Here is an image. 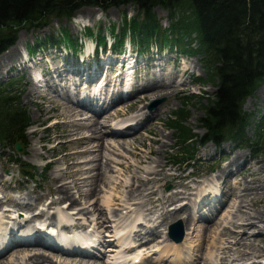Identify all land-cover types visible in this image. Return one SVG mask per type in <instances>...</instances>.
Wrapping results in <instances>:
<instances>
[{"label":"rangeland","instance_id":"374dc122","mask_svg":"<svg viewBox=\"0 0 264 264\" xmlns=\"http://www.w3.org/2000/svg\"><path fill=\"white\" fill-rule=\"evenodd\" d=\"M123 13L131 17L134 16L137 12L136 9L132 6H126V7L123 6L118 9L109 8L105 12L95 7H83L75 12L74 18L71 21L62 20L60 22L57 19H53L51 23L48 25V27L45 29L39 31L23 29L18 32L17 39L18 40L20 39V34H21L23 38L22 45L25 46V47L24 46L21 47L22 48L21 51L23 54H25L26 51L29 52V47L31 45L36 46L37 41L44 40L52 36L53 37L62 36L61 35L62 30L66 29L72 37L77 38L79 40L78 44L79 46L82 45L81 48H83V50H81L80 53L81 54L85 53V55H81L85 57V60L83 61L82 64L80 62V58L78 60L76 59L72 60L71 57L69 56L70 49L66 48V46H62L61 49L58 50L59 52L56 50L54 51L49 50V52H47L46 54L45 51H43L46 48H42L43 47L42 44L39 45L36 52L37 54L36 55L34 54L35 56L33 57L34 63L33 62L30 63V66L27 67L28 68L32 67L29 70V72H31V76L35 72H38V70H35L34 68L40 69L42 71L44 70L43 73L44 75L47 74V80L50 88L44 90V87L35 84L37 89L39 90V94L34 95L29 99L27 98V92L30 90L29 85L31 83V80L29 79L28 71H22V68L24 67L22 66L23 64H19V62L18 64L13 63L12 69L9 70L10 69L9 68L6 73L2 69H0V83L2 85H8L10 83L13 84V88H14L13 90H15L14 95H20L19 96L20 105L22 106V108L26 109L31 121V127H29L28 130L26 131L28 144H27V148L23 151V153L21 154L13 153V151H11V149L9 148L3 149L2 147H0V170L2 171L1 172L2 176L0 177V199L1 201H4L3 203L1 202L0 216L1 215L7 217L16 216L14 215L13 208H11V205L5 203L6 199L12 198V200L14 199L13 201L18 202L19 204H25V205L36 204V207L43 205L40 206L39 208H43L44 205H47L52 200H58L57 195L50 194L52 186L54 183L56 184V182H59V184L68 183L67 186L71 194L77 199L79 198V194L77 193V189H75L76 187L74 185L73 180H77L81 177L80 170L82 168L73 165V163L79 162L84 158L82 156H79V158L76 159L75 161V159L71 157L72 153L78 151L79 148L82 146L70 144L69 138L65 137V135L67 134L66 132L70 129L68 127L70 123L67 122L69 121V119L68 116L65 115L66 114L65 110L68 107V105H71L73 103V100H75V98L78 97V91L82 90V87L81 86L75 87V90H73L74 94H71L70 88L73 89V86L70 85L71 76L69 74H67L66 72H61L62 78L60 79V82L56 80L57 85H51L52 80L50 79V77H52V69L55 65H58L59 70L64 69L63 66L64 64H67L66 67L68 68L71 67L83 68L89 66L92 67V65L87 66V63L89 62L93 63V61H88L90 60V58L86 57V53H88L89 50L90 51L92 50L91 49L93 47L92 45L95 46L96 42L94 38H90L86 36L85 30L91 29L93 30L95 35L102 34V36H105L106 41H109L111 44H113L114 42L113 37L108 39V37H110L109 36L110 29L115 28L114 33L116 34L119 33L123 24L122 22ZM155 13L157 18L160 20L162 27H167L168 26L166 21L167 13L159 8L155 9ZM76 16L78 19L75 18ZM126 38L124 44L122 45L123 47H121L120 52L127 53L128 45L132 47L133 52H136L129 37ZM83 45L86 46L83 47ZM165 52H168L171 55H167ZM156 53H157L156 50L152 49L149 55H145L143 58L141 56H137L138 59L140 60L138 61L139 63L137 64V66L139 67L137 71L138 82L133 85V88L138 86L137 90H140V88L143 86H147L152 83L160 84L163 81L169 83L172 79H174L177 85H181V82L186 81L185 85H182L185 87H183L182 90H178L175 94H173L175 96L159 95L160 97H158V96L146 95L144 101L142 103H139L140 107H146L144 110V112L147 113L146 117L150 116V113L156 112L160 109L162 110L163 113L158 114L159 116L156 118V120L153 121L148 126L149 128L148 132L147 130L144 129L139 130L137 133H135V134L140 133L138 136H136L137 138L135 140L127 139L129 140L131 147L129 146L126 147L128 150H132L134 153H136L137 154L136 157L128 156L129 159L127 158V160L123 161L117 158L116 156L111 155L110 151L108 152L106 150H103L102 153L103 156L113 159L116 163L115 162L110 163V165L113 168L110 167V169L108 170L107 177L109 179H107L105 184L101 185L102 192H99L95 197H93L91 199V203L97 201L98 206L102 207V205L104 204L103 201L106 196L117 195L119 197L118 202L119 203L121 202L122 204V202L126 201L127 199V196L129 194V190L127 186L133 181V178L139 176L148 177L146 172L151 170L154 172H159L160 174L158 177H156L157 180L154 179L153 181H150L151 183H147V188L149 189L151 188L150 190H154L155 192L154 195L151 197V200L155 201L158 198H160V201H163L165 196H168L169 194L176 191L175 183H178L179 181L178 179L170 180L167 177L163 178V174L166 176H168L170 173L177 175L178 174L190 175L191 176L190 179H193L194 182H199V181L207 182L210 179L209 176L212 174L214 176L218 168L223 166L222 158L227 156V154H231L232 152H235L237 150L236 152L239 154H243V155L247 154V157L244 158L241 163L244 162L246 163V165H248L251 178H258L257 182L255 183V185H253V187L257 188L259 191L258 190L257 192L251 191V193H257L258 194L257 196L262 200V203H259L255 207H251L249 199L246 198L244 199L245 201L244 205H246L249 208L248 211L251 213L255 211H261L264 213V196H263L264 194L262 195L261 192L262 189L264 188V147L255 150L257 151V153H255V151L250 148L251 146H248L250 144V141H255L256 139L255 136H256L257 126L261 124L262 128L260 131L264 129V121L262 122V120H264V83L255 92L253 97L249 98L244 104V111L247 114H250L247 130H246L247 143L243 144L245 145L244 149H240L238 145L234 144V142L225 143L221 147L222 149L220 151L211 148L213 147L212 145L210 146L206 145L205 147L199 149L197 153V161L192 165L191 168H186V166L184 165L183 166L173 165L170 155L174 153L172 149L174 147V135L173 132L171 130H168L166 127L168 119L171 117L172 112L182 107V96L184 95L190 96L193 98V100H191L190 103H188V105L186 106V109L188 111V119L186 122V126L191 128L196 135L204 134L205 132L204 128H201L200 126L201 125L200 118H202L203 116L201 106L206 103L205 98L203 96H205V94H212L215 88L211 86L200 89L198 85L194 84L195 83L194 79L196 77H200L202 79L205 78L204 72L199 62L200 57L194 58L189 56L185 57L184 55L180 56L175 52H169L167 49H165L161 55H158ZM4 54L5 52L0 56H3ZM110 56H114V54H111V52L107 50L106 55H101L99 60L101 61V59L103 58H106L107 60L108 57ZM142 59H144L145 62H142ZM75 63H80V64L75 65ZM159 63L161 65L166 63L167 65L165 66V68L164 66L158 68ZM148 64H150L151 66L149 70H146L144 65H148ZM152 65H157V67L153 68ZM184 68H187L188 71L185 75H181V71ZM165 70L167 71L166 73H164ZM161 73L162 75H160ZM152 80H156V82H152ZM34 83L36 82L34 81ZM116 89L117 86L113 87L112 84L108 85L105 91L106 95H104L105 94L104 92V94L101 95V98L104 99L105 96L111 94L112 90H116ZM146 92L148 91L139 92L138 95L141 97V94L144 93L149 94ZM68 93L71 96H68ZM162 99H164L163 103L154 106L152 110L148 109L149 106H152L155 102ZM70 101H72V103H70ZM104 104L101 105L100 107L102 108ZM120 104L121 102L115 104L110 108H107L105 110V113L102 112L100 115L97 116L98 117L97 120L100 123H103L105 122L104 116L107 113L109 114H117V112L119 113L114 120L106 123L107 125L106 131H110V129L114 128V125L121 120L129 121L132 120L134 117H139L142 115L141 113H137L135 111V108H132L130 104L124 106H121ZM120 110L124 111L122 115L120 114ZM89 112L90 111L85 112L86 113L85 117H90L89 115L91 113ZM131 136L132 134L127 136V138H130ZM156 140L158 142H156ZM94 144L96 145V143L92 142V144L90 145L94 146ZM214 150H215V154L213 155ZM79 151H82V149H80ZM11 158L12 159L20 158L21 164L23 163L25 165L27 164L35 167L37 172L36 179L34 181L24 179L21 175L18 162L17 163L12 162ZM199 158L200 161L198 160ZM219 159H221L222 162H220ZM103 160L105 159L103 158ZM117 162H123V166H118ZM127 164H129L130 167L127 171H125V166ZM234 167H232V171L233 173H236L234 171L235 170ZM45 169L47 170L45 171ZM253 171H257V172H253ZM242 173L243 172L241 171L237 175L235 174L234 178L232 177V182L236 180V181H240L241 184ZM204 179L206 180L204 181ZM230 183H231V176H229L225 180V183L221 187V192L223 193L222 198H221V194L219 193L218 196L219 198L218 200H216V201L220 200L221 203L220 205L218 204V202H215V199L212 197L214 200H211L210 198L207 201V203L204 204L202 207L201 205L197 207L196 204L197 198L195 199V197L192 196L190 199L189 198L183 199L182 202L176 203V205H173L169 209V211L173 213L174 211H176L175 210L176 208H178L179 206L185 203L193 208L194 222L190 226L192 230L190 232V235L188 236H187L186 228L184 227L185 215L182 218L176 217V219L174 220L167 219L168 216L165 215V213L160 209H157L155 215H150L149 212L146 211V209L151 207V205L148 203L147 198H144L141 195L134 196L132 198L133 200L131 201H126L131 205L130 208L125 209L121 213V216L125 217V219H121L119 216L113 218L112 215L110 214L112 208L111 210H107V216L109 218H112V221L110 222V224L112 225L111 228L97 229L96 227L94 228L92 224L91 227H88L89 228L88 233L92 231L96 239L102 238L106 241V243L105 242L101 243L100 241L101 243L100 245L102 247L99 246L100 248L99 247L98 248L100 250L99 251L100 253L99 252L96 253L98 255L103 254L102 258L100 259L104 262V264H129L128 262L133 257V255L129 254L130 252L126 250L127 247H130L131 246L130 244L136 245L135 243H137L138 240L142 238V236H145V234L155 226H159V228L155 231L156 236L152 238L151 241L147 244L148 248L143 247L138 250V253L147 254L144 263L142 261L139 264H192L198 258L200 260L199 264H223L222 257L224 256L222 253L224 252V248L227 247L226 246L227 243L225 241H222L224 239L219 240L218 238L219 233L222 231L224 227L228 229H234L232 222L234 221L238 222L237 221L238 219L236 218L232 219L233 217L232 214H230V211H233L234 209L231 210L229 206H231L233 202H236V204H238V202L240 201V197L242 196V193L236 190L235 188L234 190L233 186L230 185ZM59 184H56V186H59ZM195 184L196 183L192 184L194 188L196 187ZM241 187H243V185H241L240 188ZM86 189L87 187H84L82 190H86ZM30 192H32V194L29 195ZM27 196H30L31 198L27 199L29 198ZM37 197H41V199L37 200ZM136 204H142L143 208L138 209ZM68 206H69V201L66 200L60 202L57 208L60 211H63L62 214H64V216L69 215V217H71L72 215L71 213L77 214L80 211V209L83 208L82 203L81 204L79 203V205L75 207L76 210H68L67 209ZM35 208L33 210H35ZM40 211L41 209L39 210V212ZM32 212L33 211H29L26 213V211H19L18 217L20 215V218H18V220L22 219V221L18 223H21L22 226L24 224V219L29 217L30 214H32ZM50 212L51 213L56 212V209L53 207L50 209ZM76 214L72 215V217L74 216V218H76L77 221L82 223L84 221L83 219L84 216H77ZM148 214L152 217V221H151L152 223L151 222L147 223L146 220L144 219ZM88 215L89 216H87V218L89 221L97 218V215L95 216H92V214H88ZM164 217L165 218L167 217L166 219L169 220L168 223H162ZM4 222H8V219H5ZM35 222L36 223L34 225L36 226L40 222H47V221L43 220V221H35ZM88 222L87 224H89ZM177 222H180L182 224L184 239L181 243L174 244L173 242L171 243L170 238L167 237L168 236L167 228L170 224H175ZM216 222L222 223V227L210 234L208 238V242L205 243L203 247L204 249L201 250L202 255L199 256L197 252V246L200 244V241L197 236L200 235V231L202 227H204L205 225H212ZM18 223L14 225L11 224V226L17 227ZM139 225H142V227ZM115 227L116 229H114ZM133 227L134 228L138 227L140 229L141 235L139 239L133 237V233H132V230L134 229ZM194 227L196 229L195 231L193 230ZM28 229L29 228L26 227L21 228V232L28 231ZM56 230L58 229L56 228ZM116 230H123V231L121 234H119ZM235 232L242 233L239 230H235ZM247 235L249 236V240L254 243L256 249L264 253V243H258L257 241H255L264 234L262 232H259L257 229L251 228L249 231H247ZM120 239H123L122 242L127 244L122 246L121 243H118L119 241H121ZM224 242L226 243V245ZM21 247L22 246H18L15 247L14 249ZM133 248L137 249V246H134ZM41 251L44 252L45 255L47 256L49 255L50 257L51 256L53 257L55 255L56 256L54 258L55 260H57L58 257L70 258L67 257L69 255L51 252L43 248L41 249ZM124 252L126 253L124 254L125 257H123ZM176 257H178L180 263H175L172 261ZM82 258H88V257L82 256ZM2 259L3 258H0V260ZM234 259L236 258L232 255V257L229 258V261H233ZM254 260H256V262L261 261L259 259L258 261L257 259ZM235 262H237V264H246L243 261L242 262L235 261Z\"/></svg>","mask_w":264,"mask_h":264},{"label":"trees","instance_id":"16d2710c","mask_svg":"<svg viewBox=\"0 0 264 264\" xmlns=\"http://www.w3.org/2000/svg\"><path fill=\"white\" fill-rule=\"evenodd\" d=\"M123 6H132L137 13L131 17L122 14L119 33L110 29L113 52L120 51L129 37L140 55L152 49L159 52L167 49L179 55L200 57L205 78L196 77L194 82L200 89L215 88L212 94L203 96L206 103L201 106L200 126L204 134L196 135L186 126V106L193 100L190 96H182V107L168 119L166 127L174 135L172 164L190 167L198 147L208 143L220 146L231 141L245 148L250 114L244 111V104L264 83V0H0V55L17 44L20 30L39 31L53 19L71 21L83 7L105 12ZM156 8L167 13V27H162ZM85 34L95 39L96 46L102 49L108 46L102 34L95 35L91 29H86ZM61 35L37 41L36 46L29 47V53L35 54L42 44V48L56 50L66 46L77 57L83 50L79 40L66 29ZM13 89L11 83H0V147L17 153L15 145L19 144L23 153L31 121L20 105V95H14ZM261 128L259 124L255 141L248 145L254 151L264 147ZM11 161L18 162L24 179H36L35 167L21 164L20 158Z\"/></svg>","mask_w":264,"mask_h":264},{"label":"bare ground","instance_id":"6f19581e","mask_svg":"<svg viewBox=\"0 0 264 264\" xmlns=\"http://www.w3.org/2000/svg\"><path fill=\"white\" fill-rule=\"evenodd\" d=\"M76 18H77V16H76ZM22 39L23 38L20 34V39L17 41V44L15 46H13L10 50L5 52V54L3 56H0V69H2L5 73L8 71L9 68H10L9 70L12 69L13 63L18 64V62H19V64H22L23 57L25 56L21 51L22 50L21 47L24 46V45H22ZM92 46H93L91 48L92 50L91 51L89 50L88 53H86V57H91V56L95 57L96 56V54L92 55L95 51V46L94 45H92ZM78 54L80 55V57H77V58L71 57V59L77 60L80 58L81 60L84 61L85 57L81 56V55H85V53H83V54L78 53ZM115 60H116L115 58L110 57L105 61L103 60L104 61L103 63H105V65L109 66L112 63V61H115ZM135 61H136L135 66L137 67V64L139 63L138 61H140V60L138 58H135ZM23 63H25V61ZM160 63L158 64V68L163 67V66L165 68V66L167 65L166 63H164L163 65H161ZM66 65L67 64L63 65L64 66L63 70H59L58 65H55L53 67L52 77H50V79L52 80L51 85H57L56 80L60 82V79L62 78L61 72H66L67 74L73 75V77H74V76H76V75H74L75 73H82L83 75H91L92 73H97L99 70L97 67L94 69L92 67H83V68L82 67H79V68H77V67L72 68L71 67V68H68V67H66ZM72 65H74V64H72ZM23 66L24 67L22 68V71H28L29 79L31 80V83L29 85L30 90L27 92V98L28 99L34 95L39 94V90L37 89L35 84H38L39 86L44 87V90H46L47 88H50V86L48 84L47 76L45 77V79H43V76L40 77L38 74L39 70L36 68H34V69L38 70V72H35L36 74L34 73L31 76V72H29V70L32 67L28 68L25 65H23ZM187 71H188L187 68L182 69L181 75H185L187 73ZM166 72L167 71L165 70L164 73H166ZM162 73L160 75H162ZM53 76H55V78H53ZM92 77H94V76H92ZM109 77H110V74L108 73V70H107L105 82L107 81V79ZM113 77H112V79H113ZM33 78L35 79L34 81L36 83H34ZM53 79H54V81H53ZM152 82H156V80H152ZM185 83H186V81H183V82H181V85H177L176 82L174 81V79H172L169 83H166L164 81L160 84L152 83L150 85L141 87L140 90L134 91L131 95H129L126 98H120L119 97V99L117 101L112 103L107 108H110V107L114 106L115 104L121 102V104H120L121 106L130 104V106L132 108H135V111L137 113H141L142 115L139 116L141 118L134 117L132 120H129L125 123H122V122L117 123L114 125V127L116 129H114V130L110 129V131H106V127H107L106 123L114 120L116 118V116L119 114L118 112H117V114L107 113L104 116L105 122L100 123L97 120V118H98L97 116L100 115L102 112L105 113V110L107 108L104 109V111H102L100 113H93L91 110H89V109H92L91 107H93V105L91 103H88V102L84 103L83 102L84 104H81V103H72V101H70V103H72V104L68 105V107L65 110V113H66L65 115H67L68 119H69V121H67V122L70 123V125H68V127L70 129L66 132L67 134L65 135V137L69 138L70 144L82 146L79 148V150L82 149V151H79V150L75 151L74 153H72L71 157H73L75 159V161H76V159L79 158V156H82L84 158L79 162L73 163V165H76L79 168H82L80 170L81 171L80 172L81 177L77 180H73L74 185L76 187L75 189H77V193L79 194V198L77 199L76 197H74L71 194V192L69 191L68 186H67L68 183L67 184L66 183H62V184L60 183L59 184V182H56V184H59V186H56V184L54 183L55 185L53 184L50 194L51 195H57L58 200L50 201L47 205H44V207L41 208L40 212L38 211V212L34 213L33 215H31L29 218L24 219V227L32 226L29 228L30 229L29 232L30 233L32 232L36 237H38L37 240L33 241L31 244L26 243L25 245H23V244L19 243V241H17V240L18 239L19 240L28 239L27 238L28 234H22V232L21 233L16 232V234L12 235V239L16 237L15 243H19V244L12 245V246L8 247L4 252L0 253V258H3L2 260H0V264H104V262L100 259V258H102L103 254H99V255L89 254L88 256H86V255H81L78 253H72L71 254V253H64L63 252V254L69 255L67 257H70V258H65V257L59 258L58 257V259H57L58 261L54 259L56 257L55 255L53 257L52 256L50 257L49 255L48 256L45 255L44 252L41 251V249L44 246H46L48 249L54 251L55 253L58 252V251H55V247L51 246V245L56 246L58 243V240H57V237H55L54 243H53L51 240L48 239V237H50V234L46 233L45 232L46 230H42L41 228H46L47 230H48V228H51V229H53L52 233L54 234V232H56L54 225H56V219H59L61 222L63 221V223H61V222L59 223L60 229L64 230L67 233H70V231H73V229H76V228L84 229L88 225L91 226V224L94 226V228L96 227L97 229H101V228L109 229L112 227V225L110 224V222L112 221V218H109L107 216V210H111V208H112V210L110 211V214L112 215L113 218L119 216L121 219H125V217L121 216V213L125 209L130 208V205H131V204L127 203L126 201H131V200H133L132 198L134 196H139V195L143 196L144 198H147L148 203L151 205V207L146 209V211H148L150 215H155V213L157 212V209L162 210L165 213V215L168 216V218L166 217L167 219H173L174 220V219H176V217L182 218L185 215L184 227L186 228V232H187V236H188V235H190V232L192 230L190 228V226L194 222L193 208L190 205L185 203V204L179 206L178 208H176L175 209L176 211H174L173 213H171L169 211V209L173 205H176V203L182 202L183 199H188V198L190 199L192 196L195 197V199L196 198L198 199L197 202L202 207L204 204L207 203L208 199L210 198V196L208 194L209 191L212 192V195H211L212 197H213V195H218V191L221 189V187L225 183V180L229 176H231L230 185L233 186V189L235 188L236 190L240 191L242 193V196L240 197V201L238 202V204H236V202H233V204L231 206H229L231 208V210L234 209L233 210L234 212L230 211V214H232V217H233L232 219H235V218L238 219L237 220L238 222H236V221L232 222L234 229H228V228L224 227L222 229V231L219 233V237H218L219 240L224 239L222 241H225L227 243V245H226V243L224 242L227 247L224 248V252L222 253L224 256V257H222L223 264H237V262H235V261H240V262L243 261L246 264H264L263 262H256V260H254V259L258 260V259L264 258V253L260 252L258 249H256V247L254 246V243L249 240V236L247 235V231H249L251 228L257 229L259 232H262L264 234V213L261 211H255V212L251 213L248 211L249 208L246 205H244V203H245L244 199H246V198L249 199L251 207H255L259 203H262V200L257 196L258 195L257 193H251V191L257 192V190H258L257 188L253 187V185H255V183L257 182L258 178H251L248 165H246V163H244V162L241 163L242 160L247 157V154L246 155L239 154L236 152L237 150L235 152H232L231 154H227L228 157L225 156L222 158L223 160H225V161L228 160V161H226L223 164V166L219 167L216 174H214V176L211 177L212 179H209L207 182H201V181L194 182L193 179H190V177H191L190 175H180V174L177 175V174L170 173L168 176H166L163 174V178L167 177L170 180H173V179L179 180L178 183H175L176 191L169 194L168 196H165L163 201H160V198H158L155 201L151 200V197L154 195L155 192H154V190H150L151 188L150 189L147 188V183H151L150 181H153L154 179L157 180L156 177H158L160 175L159 172H154L151 170V171L146 172L148 177H140L139 176V177L133 178V181L127 186L128 190H129V194L127 196V199H126V201H123L122 204H121V202L120 203L118 202L119 197L117 195L106 196L104 201H103L104 204L102 205V207L98 206L97 201L94 203H91V199L93 197H95L99 192H102L101 185L105 184L107 179H109L107 177V173H108V170L110 169V167H112L110 165V163L115 162L113 159L103 156V154H102L103 150H106L108 152L110 151L111 155H114L123 161L127 160L128 156H135L136 157L137 154L134 153L132 150H128L126 147V146L131 147L129 140L130 139L135 140L137 138L136 136H138L140 134V133H138V134H135V133H137L139 130L144 129V130H147V132H148L149 131L148 126L153 121L156 120V118L159 116L158 114L163 113L162 110L160 109L156 112L150 113L151 117L150 116L146 117L147 113L144 112L146 107H140L139 103H142L144 101V98L146 97V95L147 96H158V97H160L159 95H166V96L173 95L178 90H182V88L185 87L182 85H185ZM79 85L80 84H78L77 86H79ZM144 91H148L146 93H149V94L144 93L145 95L141 94V97H140L138 95L139 92H144ZM84 96L86 99L87 96L86 95H84ZM89 96L91 97L93 95H89ZM173 96H175V95H173ZM117 107H120V106H117ZM58 108H60V107H58ZM61 109H63V108H61ZM86 111H90L89 112V113H91L89 115L90 117H85ZM123 113H124V111L120 110V114L122 115ZM126 124L129 127L126 129V131H123ZM107 129H109V128H107ZM151 131H153V130H151ZM130 134H132V136L130 138H127V136H129ZM127 139H129V140H127ZM92 142L96 143V145L94 144V146H91L90 144H92ZM156 142H158V141L156 140ZM161 142H162V140H161ZM151 154H152V152H151ZM103 158L105 160H103ZM117 164H118V166H123V162H117ZM234 166H236V168L234 170L236 173H233V171H232V167H234ZM129 167H130V165L127 164L125 166V171H127L129 169ZM75 168H77V167H75ZM67 169H68V167H67ZM241 171L243 172L242 178H241L242 183L240 184V181H236V180L232 182V177L234 178V175L235 174L237 175ZM1 172L2 171L0 170V177L2 176ZM253 172H257V171H253ZM193 183H196L195 188L192 186ZM241 185H243V187L240 188ZM84 187H87V189L82 190ZM71 188H72V186H71ZM261 192L263 195L264 194V188L262 189ZM30 194H32V192H30L29 195ZM252 194H254V195H252ZM232 195H234V194H232ZM222 196H223V193H221V198H222ZM27 197H29L27 199L31 198L30 196H27ZM40 199H41V197H37V200H40ZM13 200H12V198L6 199L5 203H8L11 205V208H13V212L16 213L15 214L16 216L15 217L14 216L7 217L4 215H1L0 216V230H5L8 225H11V224L14 225V224L22 221V219L18 220V218H20V215L18 217L19 211H32L36 207V204L35 205L19 204L18 202H15ZM66 200L69 201L68 210H76L75 207H77L79 205V203L80 204L82 203L83 208H81L77 214L72 213L74 215L76 214L77 216H84V218H83L84 221L82 223L77 221V220L73 221V218L71 215L70 218L73 221L72 224H65V223H69V220L65 219L66 216H64V214H62L63 211H60L57 207H58V204L60 202H63ZM1 202L3 203L4 201H1V199H0V206H1ZM136 205H137L138 209L143 208L142 204H136ZM40 206H43V205H40ZM53 207L56 209V212L51 213L50 209ZM88 214H92V216L97 215V218L89 221L87 218V216H89ZM149 214L146 216V218H144L147 223L152 221V217ZM126 217H128V216H126ZM166 218L164 217L162 223H168L169 220H167ZM5 219H8V222L5 223L4 222ZM43 220L47 221V222H40L39 224H42V225H40L39 228H36L34 225L36 223L35 221H43ZM87 222L89 224H87ZM259 224H260V226H259ZM3 225H6V226L4 228H2ZM52 225H53V227H51ZM118 226H120V225H118ZM139 226L142 227V225H139ZM221 227H222V223H219V222H216L212 225H205L204 227H202V229L200 231V235L197 236L199 241H200V244L197 246V252H198L199 256L202 255L201 250L204 249L203 247H204L205 243L208 242V238H209L210 234L217 231ZM158 228H159V226H155L149 232H147L145 234V236H142V238H140V239H139V237L141 235L140 229L137 227V228H134L132 230L133 237L138 238L139 240L137 243H135L136 245H138L137 249L136 248L130 249V248H133V246L127 247V249H126L127 251L130 252L129 253L130 255H133V257L128 262L129 264H138L142 261L144 263V261L146 260L147 254L146 253H143V254L138 253V250L140 248L147 247V244L151 241V239L156 236L155 231ZM259 228H260V230H259ZM114 229H116V227ZM193 230L194 231L196 230L195 227ZM235 230H239L242 233H236ZM116 231L119 234H121L123 230H116ZM43 232H45L44 233L45 236L42 234ZM119 234H117V235H119ZM39 236L42 239L39 238ZM46 236H48V237H46ZM10 237H11V235H10ZM9 239L10 238H7V236H6V238L4 237V243H8ZM120 240L121 241H119L118 243H121L122 246L127 244V243L122 242L123 239H120ZM64 241L66 243H68L66 240H64ZM90 241H91L90 244L92 245V243H94V241H92V240H90ZM255 241H257L258 243H264V235L260 236L259 239L255 240ZM104 242L106 243V241L101 238V243H104ZM48 243H49V245H47ZM71 244H73V242H71ZM18 246H22V247L14 249L15 247H18ZM72 247H73L72 245L66 246V248H72ZM100 247H102V246L100 245ZM124 254H126V253L124 252L123 255ZM232 255L236 259H234L233 261H229V258H231ZM81 256H85L88 258H82ZM123 257H125V255ZM176 258L173 259L172 261L175 263H180V260L178 259V257H176ZM199 262H200V260L198 258L192 264H199Z\"/></svg>","mask_w":264,"mask_h":264},{"label":"water","instance_id":"95a60500","mask_svg":"<svg viewBox=\"0 0 264 264\" xmlns=\"http://www.w3.org/2000/svg\"><path fill=\"white\" fill-rule=\"evenodd\" d=\"M163 102H164V99L158 100L152 106H149L148 109L152 110L154 106L160 105ZM15 149L19 154L21 153V147L18 144L15 145ZM169 236L170 238H173L176 242H180L182 240L183 230H182L180 222L173 224L169 227Z\"/></svg>","mask_w":264,"mask_h":264}]
</instances>
